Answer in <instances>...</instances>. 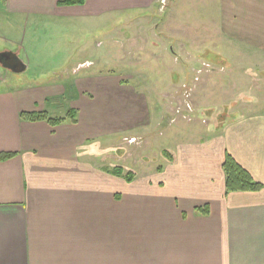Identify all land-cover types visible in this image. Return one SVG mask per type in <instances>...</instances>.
<instances>
[{
  "label": "crops",
  "instance_id": "obj_1",
  "mask_svg": "<svg viewBox=\"0 0 264 264\" xmlns=\"http://www.w3.org/2000/svg\"><path fill=\"white\" fill-rule=\"evenodd\" d=\"M214 1L212 11L219 14L208 28L219 45L235 49L231 57L240 53L263 62L264 0ZM175 2L0 0V21L54 16L77 7L85 15L163 8L168 31L180 20L174 13L182 8L175 9ZM157 24L161 36L165 31ZM176 56L172 53L170 61ZM190 57L176 66L178 75L189 70ZM196 57L201 65L209 62ZM224 57L215 60L222 63ZM129 76L76 78L65 111L74 110L75 120L55 125L20 114L41 110L52 117L47 98L65 88L0 78V154H10L0 158V264H264V109L232 119L200 141L178 143L154 172L127 182L111 174L93 142L108 144L115 133L127 140L148 133L141 129L149 121L146 97L141 85L126 83ZM174 86L166 91L170 102L180 100ZM170 102L160 101L161 114L178 108ZM157 121L165 122L163 115ZM226 152L263 187L227 193ZM203 206L206 214L196 209Z\"/></svg>",
  "mask_w": 264,
  "mask_h": 264
},
{
  "label": "rangeland",
  "instance_id": "obj_2",
  "mask_svg": "<svg viewBox=\"0 0 264 264\" xmlns=\"http://www.w3.org/2000/svg\"><path fill=\"white\" fill-rule=\"evenodd\" d=\"M216 2L177 0L175 9L182 10L178 11L181 15L176 12L174 15L180 20H174L168 31L162 18L163 8L158 13L152 9L136 13L113 9L99 15H85L79 14L83 12L77 7L72 9L76 12L54 16L8 18L0 21V51L18 50L22 45L19 56L27 68L13 73L0 66V78L65 88V93L50 95L46 101L50 116L63 117L71 103L76 78L133 74L125 77V81L130 86L141 85L149 117L141 129L148 133L134 140L124 139L122 133L111 134L108 144L107 140L94 141L93 147L94 153L111 169L122 166L125 172L131 170L134 177L142 178L149 171L154 172L165 161V151L173 152L178 143L200 141L232 119L264 109V61L256 57L249 60L240 53L231 57L237 51L219 45V39L212 35L214 31L208 28L217 21L219 13L212 11L217 7ZM98 4L101 1L94 5ZM156 24L165 31L161 36ZM208 35L213 37L211 41L216 40L214 44ZM172 53L177 55L174 61H170ZM188 54L192 55L190 68L178 75L176 66ZM221 54L227 57L222 63L215 60ZM199 55L209 62L201 65L196 57ZM253 81L258 83L256 88H252ZM173 82V92L180 97L177 101L180 105L174 100L170 102L166 95ZM166 100L178 108L164 115L160 101ZM198 101L202 104L197 105ZM162 115L168 121L167 126L165 122L157 125V118Z\"/></svg>",
  "mask_w": 264,
  "mask_h": 264
},
{
  "label": "trees",
  "instance_id": "obj_3",
  "mask_svg": "<svg viewBox=\"0 0 264 264\" xmlns=\"http://www.w3.org/2000/svg\"><path fill=\"white\" fill-rule=\"evenodd\" d=\"M85 0H57L59 5H75V4H83ZM21 117L28 120H41L44 119L49 122L51 125H55L60 123L65 118H69L70 120H75V111L69 110L66 116L64 117H49L45 111H36V112H21ZM167 155V152L165 151ZM10 154L1 153L0 158H5ZM222 170L224 174V182H225V191H257L263 187L261 182L255 181L250 173L242 167L228 152L225 153L224 161L222 163ZM111 174L122 176L127 182H130L134 175L133 172L123 170L122 166L114 167L111 169ZM197 210L204 212L205 214L208 212L207 207L203 206L201 208H196Z\"/></svg>",
  "mask_w": 264,
  "mask_h": 264
},
{
  "label": "water",
  "instance_id": "obj_4",
  "mask_svg": "<svg viewBox=\"0 0 264 264\" xmlns=\"http://www.w3.org/2000/svg\"><path fill=\"white\" fill-rule=\"evenodd\" d=\"M0 66L13 73H20L27 68V64L20 58L18 52L10 49L0 51Z\"/></svg>",
  "mask_w": 264,
  "mask_h": 264
}]
</instances>
